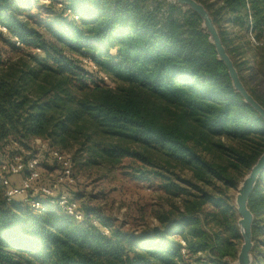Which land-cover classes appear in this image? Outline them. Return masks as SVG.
I'll return each mask as SVG.
<instances>
[{
    "label": "trees",
    "instance_id": "trees-1",
    "mask_svg": "<svg viewBox=\"0 0 264 264\" xmlns=\"http://www.w3.org/2000/svg\"><path fill=\"white\" fill-rule=\"evenodd\" d=\"M197 1L264 107V45L241 35L264 39V0ZM0 41V165L40 139L88 163L131 158L153 168L137 172L167 180L155 168L178 167L196 181L177 219L144 234L112 230L82 207L76 222L8 201L0 182V264H232L241 243L234 202L206 188H237L264 152V120L233 89L196 14L169 0H0ZM253 75L262 91L248 85ZM248 208L254 252L264 170ZM206 251L207 260L197 256Z\"/></svg>",
    "mask_w": 264,
    "mask_h": 264
},
{
    "label": "rangeland",
    "instance_id": "rangeland-1",
    "mask_svg": "<svg viewBox=\"0 0 264 264\" xmlns=\"http://www.w3.org/2000/svg\"><path fill=\"white\" fill-rule=\"evenodd\" d=\"M153 2L156 3V0ZM221 25L226 26L231 35L239 32L238 28H233L229 24L222 23ZM244 34L245 38L247 35L250 45H264V39L258 41L246 32L241 33L242 37ZM6 51L7 46L0 41V54L3 57H7ZM246 59L251 60V54H248ZM245 73L247 75L249 71ZM259 76H251L247 83L250 86L254 85L257 91H262L263 85L259 82ZM43 143L47 146L46 142L38 143L33 140V143L29 144L28 152L21 150V156L24 158L28 155H38L40 180L42 183L52 185L58 176L59 165L48 157L46 152L42 151L40 146ZM62 150L71 156L73 181L72 183L64 182L57 186L55 192L67 194L76 200L83 210L106 222L112 230L118 228L127 233L144 234L152 232L155 228L167 226L177 219V215L183 209V197L186 193H196L194 188L196 181L188 169L175 167L170 169V172H166L156 167L157 171L168 177L167 180H163L161 177L152 174L137 172L138 169L153 168L131 158H125L121 163L113 166L92 164L88 163L89 158L84 152H77L75 148ZM23 174L11 177V180L18 184ZM168 182L175 183L182 190L173 194L172 190L169 191L166 188L165 183ZM206 189L209 193L212 192L219 197H228L233 202L237 193L236 189H224L220 183H216L215 188ZM219 189L223 193H220ZM260 218L261 220L264 219V214ZM210 225L211 222H208L206 228L209 229ZM252 255V264L264 263V234H260L256 238ZM197 256L202 260H207L210 253L208 251L201 252ZM231 263L233 264V261Z\"/></svg>",
    "mask_w": 264,
    "mask_h": 264
},
{
    "label": "built area",
    "instance_id": "built-area-1",
    "mask_svg": "<svg viewBox=\"0 0 264 264\" xmlns=\"http://www.w3.org/2000/svg\"><path fill=\"white\" fill-rule=\"evenodd\" d=\"M1 29L5 31L4 27H1ZM84 61L89 62L87 59H84ZM35 141L41 142L40 139H35ZM40 147L48 157L59 165L58 176L54 183L50 185L41 182V174L38 170L40 164L38 155H32L27 161H24L20 154L14 153L0 165V182L4 187L6 200L19 198L22 203L37 211L54 210L67 214L76 222L83 221L85 215L76 200L65 193L55 192L57 186L64 182L72 183L73 181L70 155L50 149L44 143ZM22 173L24 174L18 184L11 180L10 177H17ZM93 225H98L97 221L93 220ZM101 230L103 234L108 233V229L105 227ZM181 252L184 253V249Z\"/></svg>",
    "mask_w": 264,
    "mask_h": 264
},
{
    "label": "water",
    "instance_id": "water-1",
    "mask_svg": "<svg viewBox=\"0 0 264 264\" xmlns=\"http://www.w3.org/2000/svg\"><path fill=\"white\" fill-rule=\"evenodd\" d=\"M172 1L182 8L190 10L200 18L201 27L208 34L209 41L215 49L217 59L225 66L233 89L241 96L243 102L251 106L264 120V107L254 99L243 85L232 59L220 39L218 29L205 6L197 0ZM263 170L264 152L257 158L236 188L237 193L234 198V206L237 213L236 225L241 237V243L233 264L253 263L252 224L254 216L248 208V199Z\"/></svg>",
    "mask_w": 264,
    "mask_h": 264
}]
</instances>
